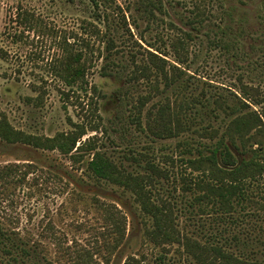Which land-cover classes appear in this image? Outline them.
<instances>
[{"label": "rangeland", "instance_id": "374dc122", "mask_svg": "<svg viewBox=\"0 0 264 264\" xmlns=\"http://www.w3.org/2000/svg\"><path fill=\"white\" fill-rule=\"evenodd\" d=\"M133 1L118 0L126 10L128 27L113 8L119 34L112 60L120 66L110 65L114 74L105 76V44L92 34L95 28L103 33L105 27L95 16L92 0H0V117H7L16 130L47 137L72 131L74 124L84 125L89 131L82 141L95 138L130 171L142 169L126 157L143 160L142 155L149 154L171 171V180L163 181L158 190L177 202L183 233L204 243L223 245L237 255L264 260V211L256 203L238 206L232 217L221 218L212 212L203 215L197 206H190L188 199L193 201V196L187 198L181 189L185 168L177 159L186 149L183 145L190 143L196 153L214 142L200 140L192 130L178 138L156 139L131 121L132 107L140 100H149L143 112L145 126L146 114L154 105L199 97L204 104L186 114L193 119V129L211 125L223 132L232 117L217 109L214 100L222 95L232 103L241 82L261 94L262 103L254 109L263 112L264 0H164L167 14L160 16L161 27L154 30L147 28ZM195 7L206 20L194 27L189 20L195 18ZM131 14L138 19V28L129 18ZM19 15L28 23L22 24ZM183 32L189 33L191 40L187 42L189 58L181 66L176 64L170 45ZM64 39L74 43L76 50L83 49L87 41L94 51L88 52V93L69 92L52 75ZM149 43L171 53L166 59L186 73L172 87L155 79H127L134 61L143 62L147 50H153ZM62 91L69 96H63ZM92 126L99 130L90 131ZM168 157L175 159L174 165L166 161ZM8 166L14 172L0 181V226L17 242L36 249L40 259H25L24 263L125 264L135 257L142 264H191L177 247L165 253L148 242L144 217L132 194L94 180L84 163L73 164L58 151L0 139V171ZM260 184L251 183L249 194L262 203L264 180ZM105 205L117 206L126 219V236L116 252L111 247L117 234L110 228ZM80 252H88L94 259H76ZM19 260L16 263L0 252V264H22Z\"/></svg>", "mask_w": 264, "mask_h": 264}, {"label": "trees", "instance_id": "16d2710c", "mask_svg": "<svg viewBox=\"0 0 264 264\" xmlns=\"http://www.w3.org/2000/svg\"><path fill=\"white\" fill-rule=\"evenodd\" d=\"M92 2L97 9L95 16L105 27L103 33L98 28L92 31V34L102 39L105 44L103 55L105 64L102 67V74L111 76L114 73L110 65L120 66L112 60L117 44V34H119L113 8L121 14V21L128 27L126 10L118 4V0H92ZM133 2L136 12L146 22L148 29L154 30L161 27L160 16L167 14L164 0H134ZM129 4L128 12L131 11ZM194 10H196L195 18L190 19L189 24L195 27L205 23L206 17L199 7H195ZM20 15L18 20H21L22 24L28 23V19L26 17L23 19ZM129 18L133 20L134 27L138 28V19L132 14ZM170 26L176 27L173 23H170ZM183 34L178 35L170 45L176 64L181 66L185 65L189 58L187 42L191 40L189 33L183 32ZM140 40L146 42L144 36H141ZM73 44L67 39L61 43L62 55L53 61L52 75L68 87L69 92H74L76 89L88 93V52L90 54L94 51L87 41H84L83 49L80 50H76ZM148 47L153 50H147V56L143 62L134 61V68L127 77L129 82L155 79V82H165V86L169 88L183 78V74L186 73L166 59L171 53L155 49L156 46L152 43H149ZM132 57L137 58L136 54ZM241 84L240 93H234L232 96V103L222 95L214 100L217 109L232 117L223 132L211 125L193 129V119L186 114L191 108L204 104L199 97L189 101L183 100L180 103L167 102L165 105H154L155 109H150L146 114L145 126L143 112L149 100H140L139 104L132 107L133 124L140 131H148L156 139L178 138L192 130L200 140L214 142L208 147L203 146V150L197 149L196 153H193L190 143H186L183 145L186 149L177 159L185 168L180 176L184 196L188 198V194H191L193 201L188 199L190 206L193 208L197 206L203 215L212 212L221 218L232 217L237 212V207L247 202L256 203L260 210L264 211V201L255 202L249 194L251 183L261 185L260 182L264 180V111L254 109L262 103L263 99H260L261 94L256 89L245 86L243 82ZM62 94L69 96L66 91H62ZM98 130V126L90 128L92 132ZM88 131L89 129H86L84 125L74 124V130L69 132H61L53 137L37 136L16 130L7 117H0V139L9 144L21 143L36 149L58 151L61 155L68 157L73 164L84 163L87 173L94 180L130 192L144 217L146 240L155 247L164 249L165 253L177 247L191 264H264L262 259L240 256L227 250L223 245L204 243L192 235L183 233L178 220L177 202L165 198L158 190L163 181L171 180V171L157 163L156 159L151 158L149 154L142 155L143 160L137 157H126L128 160L137 162L142 169L130 171L104 151L98 142H95V138L82 141ZM236 154L244 158L240 159ZM144 161L145 164L141 165ZM166 161L175 164L173 157H168ZM13 172L11 166L3 168L0 171V181L11 177ZM103 207L106 210L110 228L117 234L111 247L112 252H116L126 236V219L117 206ZM0 252L16 263L20 262L19 259L22 260V264H26L25 259H40L36 249L17 242L1 226ZM76 259H94V257L88 252H80ZM94 264L102 263L94 262ZM125 264L142 263L135 257H130Z\"/></svg>", "mask_w": 264, "mask_h": 264}]
</instances>
